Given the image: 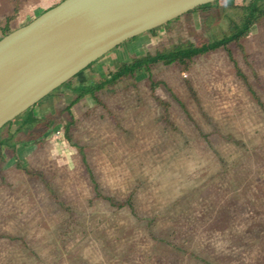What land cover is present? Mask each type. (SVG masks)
<instances>
[{
  "label": "rangeland",
  "instance_id": "rangeland-1",
  "mask_svg": "<svg viewBox=\"0 0 264 264\" xmlns=\"http://www.w3.org/2000/svg\"><path fill=\"white\" fill-rule=\"evenodd\" d=\"M37 1L0 0V16ZM242 16L225 1L184 14L83 70L86 85L221 39ZM240 43L230 48L254 96L220 49L187 73L159 63L83 97L70 141L65 84L34 106L51 100L32 136L20 126L34 107L2 128L0 264H264V18ZM65 92L73 100L55 99ZM21 141L34 145L22 160Z\"/></svg>",
  "mask_w": 264,
  "mask_h": 264
},
{
  "label": "water",
  "instance_id": "water-1",
  "mask_svg": "<svg viewBox=\"0 0 264 264\" xmlns=\"http://www.w3.org/2000/svg\"><path fill=\"white\" fill-rule=\"evenodd\" d=\"M220 0H62L0 38V130L137 36Z\"/></svg>",
  "mask_w": 264,
  "mask_h": 264
},
{
  "label": "trees",
  "instance_id": "trees-1",
  "mask_svg": "<svg viewBox=\"0 0 264 264\" xmlns=\"http://www.w3.org/2000/svg\"><path fill=\"white\" fill-rule=\"evenodd\" d=\"M226 2V6L231 9H239L243 11V16L241 18V24L232 23L231 25V33L229 35H225L223 38L215 40L210 39L208 41L202 42L200 45L194 46L192 44H187L182 47H174L172 50L168 52L157 53L155 55L147 54L144 57L134 59L131 63H124L120 65L114 73H111L109 77L103 79L101 82H98L96 85H86L84 72L81 71L78 73L75 78L79 81V85L71 87V81L65 83V88L67 91L76 95L75 99L71 101L68 107L65 109L66 114L69 116L70 121L63 127L65 132L66 140L70 141L68 133L73 129L74 119L71 114V107L74 106L80 99L85 96H90L95 98V93L97 91L102 90L105 86L114 84L124 77L134 76L136 72L140 70H149V68L153 65L162 63L163 65H173L176 64L179 67L180 72L187 73L190 70L191 62L194 58L198 56H202L208 53H212L217 50H225L229 60L233 64L236 75L241 78L244 83H246L248 90L254 96L250 86L247 83V79L245 75L242 73L239 68L237 62L235 61L230 46L234 45L238 49L242 50L241 40L246 38L252 26L259 20V18H264V10L258 4L261 0H250V2L245 6L238 2H234L233 0H220ZM215 3H218L215 2ZM212 4L201 6L191 11L205 10L209 8ZM16 12V11H15ZM14 18V15L6 18V24L9 23ZM154 30L151 32L153 33ZM11 31L6 28L4 30V35L9 34ZM67 84V85H66ZM151 90L154 91L155 84H151ZM39 122L37 119L33 117L31 113H29L23 120L20 126V129L25 128V132L29 133L31 136L33 135L34 129H31L35 124ZM51 120L48 121L45 125H43L44 129H48L51 127ZM21 131V130H20ZM44 131V130H43ZM36 138V137H35ZM6 140H0V148L8 145ZM13 149L14 146L12 145ZM108 202H111V199H106Z\"/></svg>",
  "mask_w": 264,
  "mask_h": 264
},
{
  "label": "crops",
  "instance_id": "crops-1",
  "mask_svg": "<svg viewBox=\"0 0 264 264\" xmlns=\"http://www.w3.org/2000/svg\"><path fill=\"white\" fill-rule=\"evenodd\" d=\"M61 1L62 0H44V1L38 0L34 4H30L31 6H27L22 3V6L17 11V14L9 23L6 24V18L9 16H6L4 18L0 16V28H2L3 33L6 28H8L10 31L18 29L28 24L30 21L35 19L41 13L52 8L53 6L57 5ZM106 56H109V53L105 55L104 57H102V59L104 58L106 60L105 65H107L106 62L109 63V57H106ZM55 99H63L64 101H68V100L71 101L73 100V96L72 94L65 92V93H59L58 97H56ZM50 102L51 100L49 101V104L51 105ZM49 104H45L42 102L37 107H34L31 113L33 117L37 120L44 119L49 114V111L51 110L50 109L51 107ZM33 150H34V145H32L31 143H27V141H24V142L21 141V143H19L15 147L16 155L18 156L20 160H22L23 158L25 159Z\"/></svg>",
  "mask_w": 264,
  "mask_h": 264
},
{
  "label": "built area",
  "instance_id": "built-area-1",
  "mask_svg": "<svg viewBox=\"0 0 264 264\" xmlns=\"http://www.w3.org/2000/svg\"><path fill=\"white\" fill-rule=\"evenodd\" d=\"M57 135L59 134V132L56 133Z\"/></svg>",
  "mask_w": 264,
  "mask_h": 264
}]
</instances>
